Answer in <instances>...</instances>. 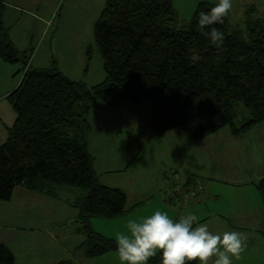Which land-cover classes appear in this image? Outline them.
Segmentation results:
<instances>
[{"label":"trees","instance_id":"1","mask_svg":"<svg viewBox=\"0 0 264 264\" xmlns=\"http://www.w3.org/2000/svg\"><path fill=\"white\" fill-rule=\"evenodd\" d=\"M215 2L200 1L190 19L183 20L173 0H105L94 23L105 78L88 87L63 74L56 61L51 68L28 67L31 51H20L11 40L4 22L6 0H0V59L23 66L19 85L7 96L16 119L0 145V201L9 202L19 186L48 195L60 187L74 189L85 257L117 253L114 238L91 226L94 218L122 216L128 199L123 189L102 184L95 171L87 141L93 106H139L149 100L152 136L181 129L191 142L223 128L242 137L263 123L264 16L256 6L246 7L244 35L242 28L229 32V13L216 25L225 34L216 48L196 27L199 11ZM92 58L90 45L85 74ZM185 180L175 170L163 172L160 190L168 193L167 202H189L204 187L188 196L182 183L191 180ZM256 187L264 203V177ZM0 264H17L2 242ZM149 264H161L160 254Z\"/></svg>","mask_w":264,"mask_h":264},{"label":"crops","instance_id":"2","mask_svg":"<svg viewBox=\"0 0 264 264\" xmlns=\"http://www.w3.org/2000/svg\"><path fill=\"white\" fill-rule=\"evenodd\" d=\"M200 1L173 0L180 17L183 11L187 15L193 13ZM58 3L59 0H6L4 22L10 38L20 51H31L28 67L51 68L56 61L69 78L94 86L104 79L102 74L103 80L93 84L91 68L84 72L88 41L82 44L79 34L65 36L67 29L58 30L53 37L48 31ZM259 14H262L260 10ZM22 68L21 63L8 64L0 59V82L8 84L0 101H7V96L19 85L22 77L16 82L15 77L19 72L23 75ZM150 117L151 112L146 115L142 104L124 103L117 107L98 104L91 108L87 141L97 176L102 184L123 189L128 198L122 216L97 218L95 221L102 222L104 228L95 230L114 238L117 232L126 230L129 218L142 217L156 208L166 209L174 216L192 211L201 222L209 223L213 232L238 231L247 237L246 248L234 264H264V203L256 187L264 177V122L242 137H235L230 128H223L201 141L191 142L181 129L155 138ZM14 121L15 116L3 106L0 141L5 139L7 127ZM165 136L170 140L165 153L160 154L165 165L157 170L158 180L153 181V189L146 191L143 183L131 178L129 168L142 158L148 144ZM142 143L146 145L140 147ZM124 154L129 156L124 159ZM128 163H132L130 167ZM166 170H175L179 178V173L187 174L185 181H191H183L185 188L192 187L197 179L204 186L185 209L178 210L176 203L167 202L168 193L160 190ZM145 173L153 179L150 173ZM58 189L60 196L19 186L9 202L0 203V242L10 248L16 263L57 264L70 260L75 264H120L116 252L92 259L85 257L80 248L85 236L79 232V212L73 206L79 192L67 187ZM95 221L91 220V226Z\"/></svg>","mask_w":264,"mask_h":264},{"label":"clouds","instance_id":"3","mask_svg":"<svg viewBox=\"0 0 264 264\" xmlns=\"http://www.w3.org/2000/svg\"><path fill=\"white\" fill-rule=\"evenodd\" d=\"M232 7V0H216L197 15V30L216 48L225 39L216 25L224 23ZM114 240L120 264H149L158 253L161 264H234L246 248L247 237L238 231L213 232L192 211L174 216L156 208L129 218L126 230L117 232Z\"/></svg>","mask_w":264,"mask_h":264},{"label":"rangeland","instance_id":"4","mask_svg":"<svg viewBox=\"0 0 264 264\" xmlns=\"http://www.w3.org/2000/svg\"><path fill=\"white\" fill-rule=\"evenodd\" d=\"M179 1V0H178ZM233 7L230 10V17H229V32H233L234 30L242 28L244 35H246L245 29V9L246 5L255 4V6L262 12L261 16H264V0H232ZM246 4V5H245ZM105 5V0H59L58 5L54 9L53 17H51V21L53 24L49 27L48 31L52 37L57 34L58 30H66L65 36H69L70 34L76 35L79 34V41L83 44L84 42L88 41L87 45H91L93 47V58L91 61V72L93 75V84L100 82L104 79L105 73L103 69V60L98 50L95 41H94V22L100 15L101 10ZM192 12V11H191ZM189 12L188 15L186 11L182 12L181 19H190L193 13ZM188 16V17H187ZM258 16V15H257ZM95 19V20H94ZM69 27L72 29H69ZM47 41V45H48ZM103 74V79H101V75ZM22 77V73L19 72L18 76L15 77L16 79L20 80ZM101 79V80H100ZM100 80V81H99ZM13 80L11 79V82ZM7 83L0 82V95L2 94L3 90H7ZM7 88V89H6ZM152 102L147 100L142 104L143 111L146 115L152 112ZM1 108L4 106L6 109H9L10 113L13 116L16 114L12 108V106L5 100L0 101ZM0 108V109H1ZM240 119H242L240 117ZM8 134L5 135V139H1L0 144H2ZM157 138V137H155ZM154 139V138H153ZM170 140L168 136L160 138V140H154L150 144H148L144 150L142 151V158L140 160H136L132 165L128 163L129 168L128 173L130 174L131 178L137 180L139 183L144 184V189L146 191H150L153 189V181L158 180V173L157 170L161 168V166L165 165L164 161L160 160V154H164L167 147L169 146ZM146 145V144H144ZM136 149L139 148V145L134 146ZM131 154V152H129ZM129 154H124V159L129 156ZM161 165V166H160ZM146 172L150 173L153 179L146 177ZM180 178L185 179L187 178V174L179 173ZM122 177L125 176L124 172L121 173ZM124 179V178H123ZM151 181V182H150ZM162 187V186H161ZM157 188V187H156ZM76 191V190H72ZM54 193L57 196H60L59 189L55 190ZM135 193V191H134ZM160 194V193H159ZM63 196H69L62 194ZM0 203H6L1 202ZM189 202H178L176 203V208L178 210L185 209L186 205ZM97 220V218L92 219V221ZM102 222H93L92 228L103 230ZM97 231V230H96Z\"/></svg>","mask_w":264,"mask_h":264},{"label":"built area","instance_id":"5","mask_svg":"<svg viewBox=\"0 0 264 264\" xmlns=\"http://www.w3.org/2000/svg\"><path fill=\"white\" fill-rule=\"evenodd\" d=\"M198 182H200V181H198ZM198 182L196 181V184H194L192 187H189V188L183 187L182 188L183 193L185 192V194L186 195L188 194V196H195L199 192V190L202 188V183L201 182L198 183Z\"/></svg>","mask_w":264,"mask_h":264}]
</instances>
